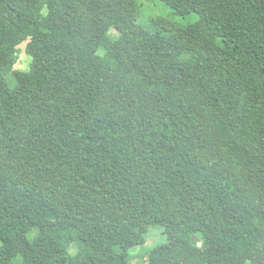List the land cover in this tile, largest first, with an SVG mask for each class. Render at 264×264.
<instances>
[{
    "label": "trees",
    "instance_id": "obj_1",
    "mask_svg": "<svg viewBox=\"0 0 264 264\" xmlns=\"http://www.w3.org/2000/svg\"><path fill=\"white\" fill-rule=\"evenodd\" d=\"M157 1L0 0V264H264V0Z\"/></svg>",
    "mask_w": 264,
    "mask_h": 264
},
{
    "label": "rangeland",
    "instance_id": "obj_2",
    "mask_svg": "<svg viewBox=\"0 0 264 264\" xmlns=\"http://www.w3.org/2000/svg\"><path fill=\"white\" fill-rule=\"evenodd\" d=\"M138 3L141 7V15L138 20L140 25H144L148 23L152 18L157 17L172 19L183 26L194 23L197 20V17L195 15L188 16L186 18L177 17L168 6L157 0H138ZM44 13H47V9H45ZM113 32L117 37V32ZM101 52H99V54L103 55V53ZM14 58V65L11 69L5 72L7 76L13 77L14 72H29L31 70L32 58L27 52V42L22 43L16 48ZM194 242L199 247H202L204 237L201 234H198L195 236ZM166 243L167 239L164 235L163 230L160 227H151L147 243L144 246L137 247L131 250V264H148L150 250L158 245H163ZM79 250L80 246L76 244L71 248L70 252L71 254L76 255Z\"/></svg>",
    "mask_w": 264,
    "mask_h": 264
}]
</instances>
